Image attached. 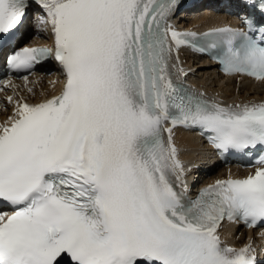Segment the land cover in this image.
<instances>
[{
  "label": "snow or ice",
  "instance_id": "6c2138e0",
  "mask_svg": "<svg viewBox=\"0 0 264 264\" xmlns=\"http://www.w3.org/2000/svg\"><path fill=\"white\" fill-rule=\"evenodd\" d=\"M35 3L54 52L21 48L8 65L30 72L54 54L65 80L41 103L6 97L14 108L0 124V202L16 210L0 213V264H65V256L70 264H257L251 238L227 246L218 229L225 220L264 224V166L190 198L173 135L199 128L225 152L264 146V101L224 105L188 93L169 60L176 53L179 62L182 46L223 45L216 58L225 73L264 83V24L244 13V28L179 32L168 23L179 0ZM242 3L264 13V0ZM30 6L0 0V44Z\"/></svg>",
  "mask_w": 264,
  "mask_h": 264
},
{
  "label": "bare ground",
  "instance_id": "6f19581e",
  "mask_svg": "<svg viewBox=\"0 0 264 264\" xmlns=\"http://www.w3.org/2000/svg\"><path fill=\"white\" fill-rule=\"evenodd\" d=\"M184 16V17H183ZM183 18L179 19L180 25L189 28H205L209 27L215 22H220V19L208 14L207 11H197L190 15L182 14ZM42 23L44 28L38 24L34 29L39 31L40 37L34 38V43H49L52 35L50 33L49 24L46 23L47 18L44 16ZM36 25V24H35ZM176 53H174V63L178 71L184 77L190 78L194 84L209 93L211 96L225 103L236 102H259L264 101V89L260 83L252 82L249 79L241 77H223L215 72L213 63L203 61L194 57L184 50H179V62L176 60ZM50 71L45 75H35L27 78L25 81H19L13 86V89L8 93V96L13 97V100L23 98L25 101L38 103L42 98H46L56 93L61 86V74L57 63H50ZM183 69V73L180 71ZM32 91L29 92L28 89ZM0 124L4 123L9 116L13 115L14 104L6 102L0 98ZM174 143L178 149L179 160L181 162L197 163V156L203 151V144L195 137L194 134L184 132L181 130H174ZM196 174L197 171H191ZM248 170H238L233 167L219 168L210 176L203 180V182H211L216 177H229L236 175H243ZM239 238L232 240V243L238 247L244 244L243 237L246 235L244 231H239ZM233 237V235H229ZM225 238H230L224 236Z\"/></svg>",
  "mask_w": 264,
  "mask_h": 264
}]
</instances>
